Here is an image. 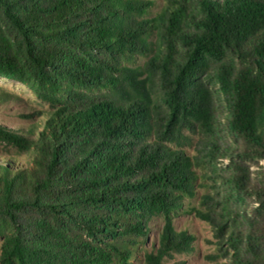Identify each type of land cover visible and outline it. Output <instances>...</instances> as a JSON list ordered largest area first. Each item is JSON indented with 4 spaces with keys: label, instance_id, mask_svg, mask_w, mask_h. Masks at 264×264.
I'll return each instance as SVG.
<instances>
[{
    "label": "trees",
    "instance_id": "trees-1",
    "mask_svg": "<svg viewBox=\"0 0 264 264\" xmlns=\"http://www.w3.org/2000/svg\"><path fill=\"white\" fill-rule=\"evenodd\" d=\"M0 78L51 107L35 136L0 126L31 155L0 161V264H132L154 218L143 264H186L180 215L209 264H264V0H0Z\"/></svg>",
    "mask_w": 264,
    "mask_h": 264
},
{
    "label": "rangeland",
    "instance_id": "rangeland-1",
    "mask_svg": "<svg viewBox=\"0 0 264 264\" xmlns=\"http://www.w3.org/2000/svg\"><path fill=\"white\" fill-rule=\"evenodd\" d=\"M160 5L161 0H155ZM158 8V7H157ZM157 8L153 11H157ZM216 90V87L213 88ZM0 93H7V100L0 102V126L21 130L31 131V135L35 136L41 130L45 113L51 111V107L47 102L39 99L28 87L25 85L0 78ZM30 116V117H27ZM198 136H194V140ZM231 143V140H229ZM191 150V149H190ZM9 160L16 167H26L30 164L31 155L27 152H18L13 147H10L0 141V161ZM249 171L252 181L257 182L259 178L258 173L264 171V159L258 160L256 163L250 162ZM228 161L219 163L217 166L218 172L222 175L227 174ZM206 182L212 186V179L207 178ZM216 186L220 187L222 184L217 181ZM212 194L214 187L207 188ZM202 192V190H201ZM220 196L227 197L225 191H221ZM223 198V199H224ZM231 208L233 212H239L240 220L243 221L245 216H255V212L259 207L256 199L246 198L245 202H240L237 197L232 199ZM236 206V207H235ZM163 225L162 218H154L149 223L150 232L143 245L141 251L132 260V264H143L142 256L144 251H150L157 244L158 234ZM174 228L177 231H187L195 237L194 252L190 255L176 256L174 261H184L186 264H209L206 256L216 253V246L214 245L215 238L211 227L203 221L196 219L192 215H180L174 220ZM0 238V245H1ZM219 261H226L219 259ZM166 262L165 264H171Z\"/></svg>",
    "mask_w": 264,
    "mask_h": 264
}]
</instances>
